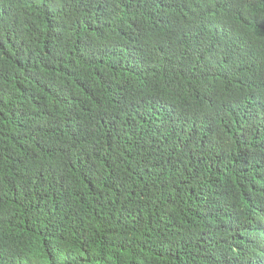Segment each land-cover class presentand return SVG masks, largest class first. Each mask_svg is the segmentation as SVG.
<instances>
[{
	"label": "trees",
	"instance_id": "trees-1",
	"mask_svg": "<svg viewBox=\"0 0 264 264\" xmlns=\"http://www.w3.org/2000/svg\"><path fill=\"white\" fill-rule=\"evenodd\" d=\"M0 264H264V0H0Z\"/></svg>",
	"mask_w": 264,
	"mask_h": 264
},
{
	"label": "clouds",
	"instance_id": "clouds-1",
	"mask_svg": "<svg viewBox=\"0 0 264 264\" xmlns=\"http://www.w3.org/2000/svg\"><path fill=\"white\" fill-rule=\"evenodd\" d=\"M218 38L222 41L225 38H228L229 36H231L232 34L236 33V32H232L230 31L227 26L224 25L222 30H217V31H213Z\"/></svg>",
	"mask_w": 264,
	"mask_h": 264
}]
</instances>
